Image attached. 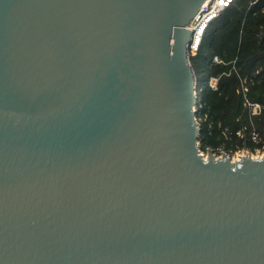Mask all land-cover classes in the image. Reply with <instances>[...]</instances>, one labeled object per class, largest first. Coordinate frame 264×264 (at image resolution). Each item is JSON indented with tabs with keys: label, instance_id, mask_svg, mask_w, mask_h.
<instances>
[{
	"label": "water",
	"instance_id": "obj_1",
	"mask_svg": "<svg viewBox=\"0 0 264 264\" xmlns=\"http://www.w3.org/2000/svg\"><path fill=\"white\" fill-rule=\"evenodd\" d=\"M207 0H0V264H264V156L200 148Z\"/></svg>",
	"mask_w": 264,
	"mask_h": 264
},
{
	"label": "trees",
	"instance_id": "obj_2",
	"mask_svg": "<svg viewBox=\"0 0 264 264\" xmlns=\"http://www.w3.org/2000/svg\"><path fill=\"white\" fill-rule=\"evenodd\" d=\"M218 58L216 61L215 58ZM196 73L199 143L234 153L264 146V0H236L190 55ZM215 79V86L210 81ZM252 104H259L255 112ZM260 136L252 140V133Z\"/></svg>",
	"mask_w": 264,
	"mask_h": 264
},
{
	"label": "built area",
	"instance_id": "obj_3",
	"mask_svg": "<svg viewBox=\"0 0 264 264\" xmlns=\"http://www.w3.org/2000/svg\"><path fill=\"white\" fill-rule=\"evenodd\" d=\"M235 1L236 0H207L202 5L198 14L188 25V29L191 31V40L188 44V51L190 55L196 54L199 51L206 30L210 24L219 18L225 10L235 3ZM215 60L217 61L218 58L216 57ZM215 83L216 80L213 78L211 80V85L215 86ZM252 107L255 112L261 110V106L259 104H252ZM252 140L254 142H259V134L253 132Z\"/></svg>",
	"mask_w": 264,
	"mask_h": 264
},
{
	"label": "rangeland",
	"instance_id": "obj_4",
	"mask_svg": "<svg viewBox=\"0 0 264 264\" xmlns=\"http://www.w3.org/2000/svg\"><path fill=\"white\" fill-rule=\"evenodd\" d=\"M212 80V79H211ZM211 83V81H210ZM197 109H198V105H197ZM198 118V117H197ZM198 121L200 122V119L198 118ZM209 151H211V149H208L207 151H202V153L204 154L205 157L208 156V153ZM213 151V150H212ZM213 153L215 154L216 157H220L223 153H226L224 150L220 149L218 151H213ZM228 155L231 156L232 160H235V158L239 155H244V154H249L251 156H254V157H263L264 156V146L262 148H257L256 150L252 151L250 149H242V150H239L237 152H234L232 154L230 153H226Z\"/></svg>",
	"mask_w": 264,
	"mask_h": 264
},
{
	"label": "bare ground",
	"instance_id": "obj_5",
	"mask_svg": "<svg viewBox=\"0 0 264 264\" xmlns=\"http://www.w3.org/2000/svg\"><path fill=\"white\" fill-rule=\"evenodd\" d=\"M242 156H243V155H242ZM242 156H241V155L237 156V157L235 158L234 161L240 160ZM252 157H253V158H256V157H254V156H252ZM260 157H261V156H260Z\"/></svg>",
	"mask_w": 264,
	"mask_h": 264
}]
</instances>
